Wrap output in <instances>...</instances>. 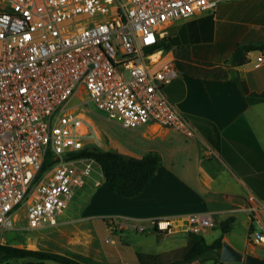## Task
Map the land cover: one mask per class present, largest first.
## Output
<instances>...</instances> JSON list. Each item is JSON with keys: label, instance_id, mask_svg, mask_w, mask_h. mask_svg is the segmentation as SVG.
<instances>
[{"label": "built area", "instance_id": "obj_1", "mask_svg": "<svg viewBox=\"0 0 264 264\" xmlns=\"http://www.w3.org/2000/svg\"><path fill=\"white\" fill-rule=\"evenodd\" d=\"M222 1L0 0V246L21 210L28 229L55 227L80 189L101 185L95 160L67 158L87 145L104 146L81 112L83 100L126 129L155 123L197 134L165 93L180 73L163 43L172 23ZM256 60L264 64V53ZM48 153L54 163L42 171ZM108 222L147 230L131 219ZM187 224L198 234L217 220L191 215ZM172 225L153 222L160 234ZM251 243L264 246V231H254Z\"/></svg>", "mask_w": 264, "mask_h": 264}, {"label": "crops", "instance_id": "obj_2", "mask_svg": "<svg viewBox=\"0 0 264 264\" xmlns=\"http://www.w3.org/2000/svg\"><path fill=\"white\" fill-rule=\"evenodd\" d=\"M234 14L242 20H230L228 16ZM235 22L239 29L234 31L242 35L241 40L234 39L230 28H223ZM168 41L180 74L165 93L197 134L188 138L155 123L141 127L139 145L131 151L115 150L136 158L150 151L161 155L149 186L136 197L124 198L104 177L99 187L89 182L77 192L85 200L80 215L74 219L61 215L54 228L70 233L74 244H83L74 253L102 264H138V252L161 258L185 248L191 233L187 218L212 213L217 226L198 233L207 243L222 237L240 253L264 258L259 245L251 243L254 231H264V102L251 105L247 101L249 94L264 91V64L256 60L261 51L249 53L243 66L227 63L238 45L264 43V0H224L214 9L172 23ZM248 207L254 211H246ZM114 217L131 219L147 230L139 233L132 227H116L108 222ZM229 218L234 222L223 234L220 224ZM158 219L173 221L169 232L154 230ZM114 234L117 239L109 237ZM132 234L176 239L179 244L135 251L133 243L138 240ZM191 264L243 263L212 259Z\"/></svg>", "mask_w": 264, "mask_h": 264}, {"label": "trees", "instance_id": "obj_3", "mask_svg": "<svg viewBox=\"0 0 264 264\" xmlns=\"http://www.w3.org/2000/svg\"><path fill=\"white\" fill-rule=\"evenodd\" d=\"M163 47L169 51L172 48L170 41L163 43ZM254 51L264 52V43L238 45L231 59L227 62L231 66H243L248 62V54ZM251 105L264 102V91L253 92L247 96ZM196 122L194 119H192ZM52 155L46 156L42 171L47 170L54 161ZM68 159L89 158L95 160L101 167L105 182L118 195L124 198H133L141 194L150 184L162 162L158 152L150 151L141 158L132 157L113 149H104L96 145H87L83 149L69 153ZM233 218H229L220 224L222 233L230 231ZM223 238L216 239L213 243H207L206 239L197 233H189V240L182 257L172 261H164L158 255L137 253L138 264H191L195 261H208L220 259ZM25 259H36L43 263L52 260L60 264H102L93 258L78 253H57L28 248H20L9 243L0 246V264H21Z\"/></svg>", "mask_w": 264, "mask_h": 264}, {"label": "rangeland", "instance_id": "obj_4", "mask_svg": "<svg viewBox=\"0 0 264 264\" xmlns=\"http://www.w3.org/2000/svg\"><path fill=\"white\" fill-rule=\"evenodd\" d=\"M242 14V13H241ZM228 17L232 18L230 20H242V18L234 15H229ZM233 23L234 25H223V28L227 29L230 28V34H233L234 39L241 40L242 35L236 33L235 31L239 29L237 23ZM235 30V31H234ZM81 97L86 98L85 93L83 92L80 94ZM83 98V99H84ZM74 103H79V100L76 99ZM81 112L85 114L88 118L91 119L95 128L100 133L104 146V149H117L122 151H131V147L135 145H139L143 141L142 131L143 129H126L119 125L115 121H111L106 118V116L98 111L95 105L87 100H83ZM98 165H95L96 170L99 169ZM96 177L100 178L99 174L95 175ZM103 182V178L101 177ZM87 191V190H86ZM82 193V192H80ZM78 193L74 199H72L69 204L68 208L64 211L61 218L64 219H74L78 217L81 213V210L84 206V201L82 200V195ZM60 217L58 218V220ZM15 229L8 231L4 234V239L6 243H9L13 246L20 247V248H28V249H35L41 251H49V252H57V253H74L73 251H78L81 249L83 244H74L73 238L70 233L65 234L60 232L54 227L45 228V229H38V230H30L27 226V221L25 218L24 210H21L17 217L15 218ZM71 229V228H69ZM215 231H220L216 229ZM109 237L117 239V235H110ZM129 236H125L121 238L126 240ZM132 237L138 241H134L133 249L135 251L141 252H149L150 250H162L168 249L172 246L178 245V240L176 239H159L153 235L143 234L140 236H136V234H132ZM104 238V237H103ZM211 242V239H208ZM138 242V244H137ZM187 247V246H186ZM185 248L182 250L178 249L175 252L168 253L165 257H161L164 261H169L174 258H180L185 253ZM258 251L264 253L263 246H257ZM21 264H60L58 262L52 260H46L43 263L36 259H25L20 261ZM18 264L19 262L16 261Z\"/></svg>", "mask_w": 264, "mask_h": 264}, {"label": "water", "instance_id": "obj_5", "mask_svg": "<svg viewBox=\"0 0 264 264\" xmlns=\"http://www.w3.org/2000/svg\"><path fill=\"white\" fill-rule=\"evenodd\" d=\"M221 261L223 262H238L243 264H264V258L253 254L244 255L236 249H234L227 242L223 243L221 249Z\"/></svg>", "mask_w": 264, "mask_h": 264}]
</instances>
